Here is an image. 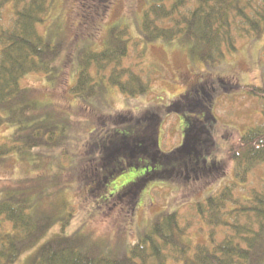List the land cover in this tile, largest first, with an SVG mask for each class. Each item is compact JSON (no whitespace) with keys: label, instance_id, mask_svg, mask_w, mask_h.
Segmentation results:
<instances>
[{"label":"trees","instance_id":"obj_1","mask_svg":"<svg viewBox=\"0 0 264 264\" xmlns=\"http://www.w3.org/2000/svg\"><path fill=\"white\" fill-rule=\"evenodd\" d=\"M73 1L81 20L79 25H92L94 31L111 3V0ZM7 4L13 6L14 18L8 28L0 29V128L8 125L11 133L0 144V160L14 154L31 156L33 164H37V157L42 155L39 151L62 148L57 139L64 124L53 115L49 105H41L36 100L31 89L21 86V80L32 73L52 75L61 45L50 44L38 32V25L47 13L48 0H0V11ZM263 31L264 0H173L169 6L154 3L144 11L140 27L143 42L178 41L188 47L191 56L209 67L220 64L227 54L235 52L237 39H258ZM128 43L127 28L114 27L108 31L101 51L79 49L76 80L69 89L73 97L93 98L104 90L102 86L109 84L126 97L144 95L147 89L144 80L122 68ZM110 66L111 74L104 78L101 73ZM91 68L95 69V80ZM241 89L248 97L264 103V83L243 85ZM186 103L193 106L190 99ZM261 115L264 119V110ZM154 122L151 115L141 116L135 124L144 125L143 131L140 133L138 128L137 135L123 136L119 133L121 124L109 127L105 121V137L95 144L98 155L83 159L82 169H89L80 179L86 183L88 193L106 189L114 177L127 170L142 171L140 178L110 196L117 199L125 195L136 203V192L147 182L178 176L188 178L199 165L206 166L204 153L208 154L212 145L201 123L195 124L189 119L183 144L172 152L162 153L156 146V137L144 136L147 129H153ZM226 157L233 164L236 181L211 193L195 208L202 222L211 227L207 244H193L186 239V227L181 226L178 215L163 212L133 244L113 246L107 242L103 249L75 233L56 234L38 245L49 228L65 220L57 215L60 214L57 205L41 201L43 190L34 198L33 189L19 186L10 191L0 190V226L3 221L12 224V232L0 234V264H15L31 250L26 264H264V193L253 191L250 198L243 200L233 198L232 194L238 182L245 183L248 173L264 161V122L249 128L229 145ZM210 165V172L219 169L214 163ZM90 173L92 176L88 177ZM91 180L93 184L87 185ZM107 197L99 199L105 203ZM228 203L232 204V210L222 213ZM223 216L232 217L233 221ZM218 228L228 231L220 241L214 239V230Z\"/></svg>","mask_w":264,"mask_h":264},{"label":"rangeland","instance_id":"obj_2","mask_svg":"<svg viewBox=\"0 0 264 264\" xmlns=\"http://www.w3.org/2000/svg\"><path fill=\"white\" fill-rule=\"evenodd\" d=\"M172 1L111 0L105 17L94 31L92 25H79L81 20L73 0H48L47 13L43 23L38 25V32L50 44L61 45L60 54L53 64L55 71L48 77L43 73L28 74L21 80V86L31 89L36 100L41 105H49L50 111L56 113L53 115L64 124L57 139L62 148L39 151L42 155L37 157V164H33L31 156L14 154L0 160V190L10 191L19 186L30 188L34 198L43 190L41 201L57 205L60 212L57 215L65 220L63 224L49 228L38 245L56 234L75 233L103 249L107 242L113 246L133 244L163 212L178 215L181 226L186 227V239L193 244L208 243L211 227L202 222L195 210L196 204L203 203L211 193L236 181L226 150L249 128L264 122L261 115L264 103L248 97L241 89L243 85L262 86L264 83V31L258 39H237L235 52L227 54L220 64L209 67L191 56L188 47L178 41H142L140 27L144 11L154 3L169 6ZM13 13L14 8L10 4L0 11V29L12 24ZM163 24L169 26L167 22ZM114 27L127 28L128 54L122 60V68L144 80L146 93L126 97L109 84L102 86L104 90L93 98L73 97L69 89L76 80L78 50L101 51L108 31ZM111 69L110 66L104 70L102 76L108 77ZM90 73L95 80V69L91 68ZM187 99L196 107L191 108L193 106L186 103ZM39 112L43 114L44 111L39 108ZM149 115L156 122L144 136L150 138L152 134L157 137V146L162 153L172 152L183 144L189 119L195 124L201 123L203 133L208 135L212 145L208 148L209 153H204L206 166L199 165L188 178L178 176L147 182L140 192H136V203L125 195L117 199L110 196L140 178L142 171L127 170L114 177L106 189L102 187L88 193L86 183L80 179L89 169H82L83 159L98 155L95 144L105 137L106 127L121 124V135H137V129L141 133L144 125L137 126L135 120ZM10 133V126L0 128V144ZM211 163L219 169L210 172ZM91 176L90 173L88 177ZM263 185L264 161L248 173L245 183L238 182L232 191L233 198L248 199L253 191L264 193ZM105 195L108 201L102 203L99 198ZM232 208L228 203L222 213ZM223 218L233 221L232 217ZM214 231L217 241L228 232L224 228ZM4 232H12L11 223L3 221L0 234ZM32 252L21 256L15 264H26Z\"/></svg>","mask_w":264,"mask_h":264},{"label":"flooded vegetation","instance_id":"obj_3","mask_svg":"<svg viewBox=\"0 0 264 264\" xmlns=\"http://www.w3.org/2000/svg\"><path fill=\"white\" fill-rule=\"evenodd\" d=\"M156 115V114H155ZM156 140V139H155ZM155 143H156V146H157V141H155ZM213 166V165H212Z\"/></svg>","mask_w":264,"mask_h":264}]
</instances>
